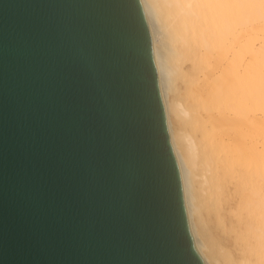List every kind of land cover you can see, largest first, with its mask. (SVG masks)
<instances>
[{
    "label": "water",
    "instance_id": "95a60500",
    "mask_svg": "<svg viewBox=\"0 0 264 264\" xmlns=\"http://www.w3.org/2000/svg\"><path fill=\"white\" fill-rule=\"evenodd\" d=\"M0 264H204L140 0H0Z\"/></svg>",
    "mask_w": 264,
    "mask_h": 264
},
{
    "label": "bare ground",
    "instance_id": "6f19581e",
    "mask_svg": "<svg viewBox=\"0 0 264 264\" xmlns=\"http://www.w3.org/2000/svg\"><path fill=\"white\" fill-rule=\"evenodd\" d=\"M194 246L264 264V0H140Z\"/></svg>",
    "mask_w": 264,
    "mask_h": 264
}]
</instances>
